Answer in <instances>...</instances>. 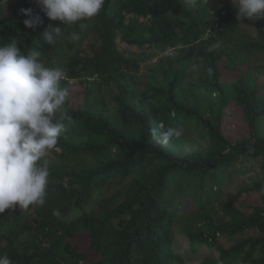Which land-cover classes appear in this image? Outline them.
<instances>
[{
	"label": "trees",
	"instance_id": "obj_1",
	"mask_svg": "<svg viewBox=\"0 0 264 264\" xmlns=\"http://www.w3.org/2000/svg\"><path fill=\"white\" fill-rule=\"evenodd\" d=\"M21 8L39 14L43 25L27 28ZM212 15L208 0H199L195 8L184 0H105L98 15L66 26L45 17L34 0H15L6 15L0 4V45L15 40L21 52L35 48L46 67L62 68L79 83L89 79L91 87L95 79L111 83L117 90L120 116L115 121L104 114L99 108L103 95L85 87L83 106L67 109L71 120L64 121L66 132L56 146L60 152L54 153L59 162L47 165L44 205L22 210L16 206L0 214V256L7 255L12 264H186L173 247V227L185 205L190 249L207 245L219 252L217 259L205 258L201 264H264V196L259 195L264 187V139L250 146L231 144L220 127L224 109L234 101L249 130L257 131L264 116V95L244 76L229 84L220 82L217 63L225 55L231 64L242 48L246 55L264 45L254 41L238 50L221 45L218 36L227 37L237 26L225 13L217 11L218 20ZM49 25L63 28L64 38L54 45L43 39ZM209 27L212 32L206 36ZM73 31L79 33V40L69 38ZM89 36L93 37L91 55L80 57L79 47ZM212 43L217 44L213 50ZM170 49L182 53L183 67L193 63L190 56L200 55V67L208 75L197 85L207 87L208 96L197 99L182 86L181 67H174L169 56L162 81L150 79L141 86L135 74L140 64ZM245 55L242 63L248 59ZM257 71L264 76L262 67ZM201 100L209 103L210 118L201 114L196 104ZM168 129L180 135L174 132L166 144L159 142V131ZM187 144L195 147L185 152ZM238 155L242 160L258 159L263 170L260 178L233 196L243 194L242 205L221 200L226 176L246 173L236 163ZM101 187L117 189L112 197L98 200L95 209L64 220ZM219 201L229 218L219 215L215 207ZM54 210L60 211V218ZM243 231L251 234L230 247L220 243L222 233ZM77 236L89 241L86 249L71 243L70 239L78 241ZM88 251L99 252L100 257H89Z\"/></svg>",
	"mask_w": 264,
	"mask_h": 264
},
{
	"label": "clouds",
	"instance_id": "obj_2",
	"mask_svg": "<svg viewBox=\"0 0 264 264\" xmlns=\"http://www.w3.org/2000/svg\"><path fill=\"white\" fill-rule=\"evenodd\" d=\"M184 2L195 8L199 0ZM34 3L49 20L67 26L98 15L105 0H34ZM232 3L237 8L238 20L264 17V0H232ZM20 13L27 17L23 21L27 28L43 25V18L31 8H21ZM62 29L49 25L43 39L54 45L64 38ZM69 38L76 41L80 36L73 31ZM40 56L41 52L35 48L21 52L15 40L0 45V214L16 206L22 210L30 205H44L50 172L46 161L43 165L39 162L56 148L66 132L64 121L71 120L65 108L69 92L61 87L65 72L59 67H46ZM157 131L153 130L154 138ZM174 132L180 135L174 129L159 131V142L166 144ZM259 195L264 196V187ZM53 215L60 218L61 213L54 210ZM0 264L12 262L4 255L0 256Z\"/></svg>",
	"mask_w": 264,
	"mask_h": 264
},
{
	"label": "rangeland",
	"instance_id": "obj_3",
	"mask_svg": "<svg viewBox=\"0 0 264 264\" xmlns=\"http://www.w3.org/2000/svg\"><path fill=\"white\" fill-rule=\"evenodd\" d=\"M1 9L3 14H9L11 8L15 4V0H0ZM208 6L211 11H213V15L217 16V11L225 13L229 16L230 19H233L237 28L233 33L228 34V36L220 35L218 39L221 45H226L228 48L235 47V50L241 49L243 45H246L250 42H256L258 45H264V34L261 36L258 32L261 30L264 32V17H258L255 19H245L238 20L237 19V8L233 5L232 0H208ZM226 32L224 31V34ZM93 42V37L89 36L79 47L80 49V57L90 56L91 55V44ZM212 47V48H211ZM210 49L213 50L217 47L216 43L211 44ZM135 51V49H133ZM133 51V53H134ZM245 49L242 48L241 54H239L238 59L231 64H228L229 58L227 56H222L217 60L218 67L221 71L220 82L224 83H232L236 78H241L244 76L249 83L255 82L258 93L264 95V76H261L257 71V67H262L264 69V48L257 50L252 49L251 51L244 54ZM197 52H195L196 54ZM248 56V59L242 63L241 57ZM167 56L174 58V67H181L182 78V86L188 87V91L194 95L197 99L206 97L210 94V91L207 87H199L197 85V81L205 80V77L208 75L206 71H204L205 67H200L202 62L200 55L199 56H190V60L193 62L186 67H183V56L182 53L177 49H170L165 54L153 58L149 61L143 62L140 64L139 71H135V74L142 80L141 86H144V83H147L150 79H155L158 82L162 81V71L167 68ZM248 64V65H247ZM249 66V67H248ZM249 69V72L247 71ZM65 72L64 80L68 81V84L64 86L61 84V87L66 88L69 92V96L66 101L65 108L67 109H76L81 108L84 104V96H85V87H91L88 82H91L89 79L88 82L79 83L77 80L69 79L67 71ZM245 73H249L248 75H244ZM96 85L91 87V91H93L94 95H103L104 104L99 105V108L103 110L104 114L110 115V117H114L115 121L120 120V116L117 110V100L115 98L117 90L112 86V84H106V82L100 83L99 79H95L94 81ZM196 83V84H194ZM89 84V85H87ZM196 99V100H197ZM213 102L216 103L217 93L212 94ZM97 106L98 104L95 103ZM200 107V112L207 118H210L211 111L209 103L205 100H201L197 102ZM220 127L222 133L229 140L231 144L235 143H246L248 146L253 145L257 140L264 139V116L260 121V125L257 131L252 132L249 130L246 119L242 115L241 110L238 108L237 104L234 101H230L226 108L223 111L222 119L220 122ZM193 139H196V136L193 135ZM205 145L204 142H202ZM195 147L193 145H185L184 151L189 152L191 149ZM55 152H60V150L56 147L52 151H50L42 160L47 162V165L51 162L58 161L55 157ZM236 163L238 165H242L246 169V173L243 175H235L233 174L228 178L226 176L225 188L223 191L222 199H228L232 201V203L237 205H242L245 201H243V194L239 197L233 198V196L239 191L242 192L243 188L248 187L251 183L263 175V170L260 168L258 159H243L242 155L237 156ZM117 187H101V189H97L92 195L89 202L83 206L82 208L73 209L65 218V221H70L73 218L78 217L83 212H89L95 209L97 206V202L103 198L112 197L113 193L116 191ZM122 197V196H121ZM119 196V199H121ZM238 198V199H237ZM220 200V201H221ZM187 204L189 208L191 207L190 200H187ZM219 202L215 203V207L219 212L220 216H224L229 218L228 214H225L226 211L219 208ZM241 203H237V202ZM182 216H179L177 222L173 227V236H174V250L175 252L182 255L186 264H201L205 258H213L217 259L219 252L215 247H209L207 245H202L196 251H192L190 249V241L185 232V227L189 225V218L187 214L189 213V209L184 207L179 210ZM223 236L220 239V243L223 247H230L237 240L245 237L248 234V231L237 232L235 234L222 233ZM251 234V233H249ZM248 234V235H249ZM84 236H77L78 241L75 239H70L72 244L75 242L81 245L82 249H86L89 245V241L84 239ZM89 257L94 259H98L100 257L99 252H91L88 251ZM243 264V263H239Z\"/></svg>",
	"mask_w": 264,
	"mask_h": 264
},
{
	"label": "built area",
	"instance_id": "obj_4",
	"mask_svg": "<svg viewBox=\"0 0 264 264\" xmlns=\"http://www.w3.org/2000/svg\"><path fill=\"white\" fill-rule=\"evenodd\" d=\"M218 18H219L218 16H214V17H213V20H218ZM211 32H212L211 29L208 28V29H207V33H208V35H209Z\"/></svg>",
	"mask_w": 264,
	"mask_h": 264
}]
</instances>
